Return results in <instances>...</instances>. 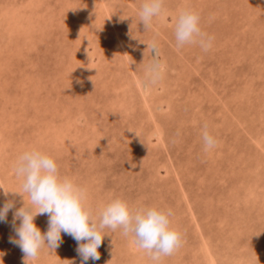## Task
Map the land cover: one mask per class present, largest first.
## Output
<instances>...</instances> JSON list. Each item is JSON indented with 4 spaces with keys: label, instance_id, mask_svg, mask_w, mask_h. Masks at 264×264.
Segmentation results:
<instances>
[{
    "label": "rangeland",
    "instance_id": "rangeland-1",
    "mask_svg": "<svg viewBox=\"0 0 264 264\" xmlns=\"http://www.w3.org/2000/svg\"><path fill=\"white\" fill-rule=\"evenodd\" d=\"M144 2L0 0V208L14 204L0 264H153L119 228L103 230L99 260L82 261L63 232L25 260L10 243L30 204L14 165L33 149L86 190L94 218L116 198L171 209L183 244L159 264H264V0H164L147 29ZM185 9L214 37L209 51L177 49ZM154 59L162 78L149 85ZM48 220L34 219L42 234Z\"/></svg>",
    "mask_w": 264,
    "mask_h": 264
},
{
    "label": "clouds",
    "instance_id": "clouds-1",
    "mask_svg": "<svg viewBox=\"0 0 264 264\" xmlns=\"http://www.w3.org/2000/svg\"><path fill=\"white\" fill-rule=\"evenodd\" d=\"M163 5L164 0H145L142 4L138 14L146 29L154 18L162 16ZM200 20V15L193 10L179 12L174 32L177 49L185 45H198L204 52L210 50L214 37L202 31ZM147 48L154 52V56L159 55L155 40ZM147 74L149 85L159 82L162 72L158 60L154 59L148 65ZM202 139L205 150L217 144L215 137L207 131V126ZM14 173L21 178V189L28 194L30 204H24L14 212L13 227L18 239L10 238V243L19 246L25 260H37L43 248L53 252L63 243L62 232L77 242L76 251L82 261L100 259L97 249L102 244L105 228H119L125 237L131 235L135 246L144 251L153 264H159L163 257L172 255L183 244L182 234L170 226V218L174 215L171 209L165 211L145 207L133 210L127 202L116 198L102 208L98 218H94L92 209L86 207V190L71 179L62 178L55 160L41 151L33 149L23 152L15 162ZM13 208L11 201L0 208V222H7V213ZM44 214L48 215L49 220L48 229L42 234L34 219ZM16 220L20 221L18 227L15 226Z\"/></svg>",
    "mask_w": 264,
    "mask_h": 264
}]
</instances>
